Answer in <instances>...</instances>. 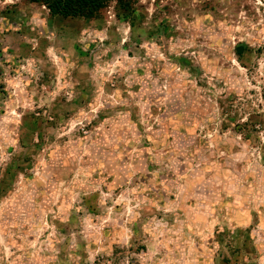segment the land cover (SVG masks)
<instances>
[{"label":"rangeland","instance_id":"rangeland-1","mask_svg":"<svg viewBox=\"0 0 264 264\" xmlns=\"http://www.w3.org/2000/svg\"><path fill=\"white\" fill-rule=\"evenodd\" d=\"M0 0V264H264V0Z\"/></svg>","mask_w":264,"mask_h":264},{"label":"trees","instance_id":"trees-1","mask_svg":"<svg viewBox=\"0 0 264 264\" xmlns=\"http://www.w3.org/2000/svg\"><path fill=\"white\" fill-rule=\"evenodd\" d=\"M33 3H42L53 16L64 18H92L103 9L111 0H28ZM123 8L127 9V0H115Z\"/></svg>","mask_w":264,"mask_h":264}]
</instances>
